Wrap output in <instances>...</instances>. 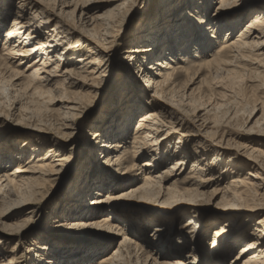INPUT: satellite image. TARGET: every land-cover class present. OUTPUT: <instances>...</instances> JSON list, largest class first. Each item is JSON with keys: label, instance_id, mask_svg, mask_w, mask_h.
I'll use <instances>...</instances> for the list:
<instances>
[{"label": "bare ground", "instance_id": "1", "mask_svg": "<svg viewBox=\"0 0 264 264\" xmlns=\"http://www.w3.org/2000/svg\"><path fill=\"white\" fill-rule=\"evenodd\" d=\"M51 1L52 5H49ZM137 1L17 0L18 4L12 6L8 2L2 4L0 0V75L5 81V85L0 86V97L9 100L17 91L34 99L46 98L48 104L58 107V112L64 117L80 109V105L85 104L83 101H88L98 92L102 78L111 67V49L107 45L113 41H107L110 38L108 26L113 25L121 12H128V6L135 9ZM211 1L160 0L155 18L137 17L142 23L136 25L144 23V26L126 36L128 46L123 58L130 64L140 63L137 66L139 70H127L130 74L123 76L115 89L113 109L108 110L99 128L97 124L92 126L95 131L91 133L89 143L95 141L98 144L92 151L103 161L93 159L90 164L94 179L99 180V183H93L90 195H98L104 188L102 186L115 191L121 185L113 182L114 178L129 179L137 171L128 182L132 186L118 195L89 202H86V191L80 186L66 190V205L74 208L76 215L80 216L73 221L74 226L86 227L84 225L96 216L91 207L100 205L96 207L97 211L106 208L109 216L96 219L92 222L94 227L104 230L110 238H122L111 255L101 258L99 264H116L122 250L128 255L132 251H141L129 237L133 224L120 226L114 223L116 216L112 217V213L119 210L116 206L120 202L137 200L146 202L144 206L151 208L150 217L162 225L166 221L179 220L181 213L189 217L185 231L187 236L179 235L178 242L172 245L176 252H167V247L171 245L161 241V247H154L152 253L142 250L140 259L143 264H264V112L256 119L258 111H264V92L258 95L260 98L257 97L261 108L257 110L255 107L246 122L252 123L243 131L248 136L247 143L239 146L237 142L232 146L233 139L230 143L229 139L228 142L220 139L215 143L208 137L211 134L203 131L211 124V115L224 105L219 102L228 94L220 91L215 96L218 102L199 104L195 89H191L194 79L200 78L199 71L189 76L186 68V64L200 54L204 60L197 67L205 70L206 75L214 76L213 79L247 77L253 88L264 91V0H218L213 12ZM183 7L184 12L178 13ZM236 14L230 20L224 18ZM244 21L246 23L241 30L231 38ZM43 26L46 29L50 26L46 37L39 33V28ZM3 28H6L5 33L1 31ZM220 40L219 49L212 53L213 44ZM23 65L24 70L21 69ZM137 76L144 81L143 89L148 96L145 101L143 91L140 97L136 95L139 90ZM182 88L184 90L180 91ZM141 100L146 105L138 110L140 115L129 132L127 127L133 114L128 108ZM236 118L237 112L229 111L227 124ZM255 119L256 122H253ZM103 125L104 128L101 127ZM216 126L214 123L213 127ZM100 128L101 131H98ZM165 143H173V146L168 145L160 154L159 150ZM190 145L192 148L188 152ZM219 148L226 153L227 162L223 163L220 158ZM120 149L122 152L118 155ZM38 152L40 156L29 158L26 163L19 161L12 166L11 172H5L0 166V195L7 196L6 199L3 196L1 204L6 205L5 211L11 209L9 214L1 213L0 227L3 232L17 228L18 224L6 226L1 220L23 214L29 204L28 199L37 194L43 184L50 183L60 174L66 159L64 150L51 146L46 150L41 147ZM208 153H213L209 162ZM141 158L146 160L137 165ZM167 161H172L171 167L162 170ZM189 162L190 172L183 177ZM219 162L226 170H220ZM100 169L107 174L106 177L96 175ZM243 170H247L246 174ZM226 171L228 175L223 174ZM227 176H230L229 181L221 186ZM113 185L117 187L113 188ZM209 185L218 187L211 190L210 198L218 200L216 206L206 213L210 216L208 224L216 228L208 239L205 254L201 255L200 247H189L187 242H191L194 235L193 229L189 230L191 225L195 229L207 225V221L201 224L196 218L205 213L201 206L207 201V193L203 190ZM0 236L4 237L1 233ZM239 245L236 255L230 258ZM46 249V245L37 246L33 255L42 259ZM66 250L59 249L55 253H58L55 256L63 257L57 264H65L63 260H68L64 258L67 253L77 255L75 250L67 253ZM89 257V252L78 251V256L72 257L75 260L72 264H89ZM7 259L0 264L13 263L12 255Z\"/></svg>", "mask_w": 264, "mask_h": 264}, {"label": "rangeland", "instance_id": "2", "mask_svg": "<svg viewBox=\"0 0 264 264\" xmlns=\"http://www.w3.org/2000/svg\"><path fill=\"white\" fill-rule=\"evenodd\" d=\"M2 1V4L8 2L12 6H16L18 4L16 3L17 0ZM217 1L218 0L211 1L212 12L217 6ZM159 3L160 0H139L137 1V7L135 9L132 10L133 7L128 6L127 10L129 11H124V13L121 12L122 14L120 13L119 17L117 16V18H115L113 21V25L108 26V34H110V38H107V41L110 39L113 41L107 45V48L111 49V67L108 69V73L102 78L103 80L99 85L100 89H98V92L95 94L96 96L94 95L93 98L89 99L88 101H83L82 103L85 102V104L80 105V109L77 111H71L64 117L58 112V107L50 106L48 104V100L46 98L34 99L26 95L24 92L20 93L14 91L12 97L9 100L0 97V166L4 167L5 172H11L12 166H15V164H17L19 161L26 163L29 158L33 159L37 156H40L38 150L41 149V147H44L46 150V148H51V146H54L60 148L62 151L64 150V153L66 154V159L62 163L63 165L60 168L59 176L54 178L50 183L43 184V186L37 190V194H33V196L28 199L29 204L25 207L24 213L20 215H12V217L7 220H1L6 226H14L18 224V227L13 230H4V232L0 227V233L6 238L5 240L4 237L0 236V240H4H2L3 242L0 243V263H2L3 260H8L7 258L12 255L14 258L12 264H57L63 257L55 256L58 254L55 253L59 249H67L66 253L75 250L74 254L77 255H72L70 253L65 254L64 258L68 259L63 260L65 264L74 263L75 260L72 257L78 256V251L89 252L90 257L87 259V261L89 260V264H99L101 258L111 255V253L117 248L119 241L122 238H110L108 235H106L104 230H98V227H94L92 223L96 221V219L102 220L104 217L109 216V213L106 211L107 209L105 208L103 211H97L96 207L100 205H94L91 207V209L93 208L92 213L96 214L93 221L86 223L84 225L86 227L77 228V226L73 225V221L80 216L76 215L77 211L75 212L73 210L74 208H68L69 205H66L65 202L68 200L66 190L68 188L71 189L76 185L77 187L80 186V189L86 191L88 195L86 202H89L92 199L118 195L120 192H124L132 186L131 184H128V182L130 181V178L134 177L133 175L136 174L137 171H135L129 179H117L114 178L117 176L110 175L112 178H114L112 181L116 184H120L121 187L113 185V188H117L114 189L115 191H112L110 190L111 187L102 186L104 188L98 193V195H90V191L94 189L93 183L96 181L94 179L95 177L93 176V173H91L92 170L90 164L92 163L93 159L94 161L98 162H102L103 159L92 151L94 146L98 144L94 143L95 141L91 143L89 142L91 141V133L95 131V129L92 130V126L96 124L97 126H100L102 122L105 121V115L108 110L113 109L112 105L115 102V89L122 80L123 76L128 77L130 74L127 70H139L137 68L139 67L138 64L140 63L130 64L125 58H123L125 56L124 54H126V47L128 46L127 37H129L131 31H138V27L144 26V23L140 24V26H137L139 22L142 23V21L136 18L140 17L145 19L147 16L155 18ZM49 5H52V1L49 2ZM184 7H186V5H184ZM184 7L179 10L178 13H183ZM140 10L143 12L141 11V13ZM236 16L237 14L229 17L225 16L224 18L226 20H230ZM9 20L10 18L8 21ZM35 22L38 24L36 20ZM244 23H246V21L242 22V24L237 29H235L234 34L231 35V38L236 36V34L243 27ZM49 28L50 26H48L47 29L43 26L39 28V33L46 37ZM4 30L6 31V28H3L1 31L5 33ZM111 36L115 37L113 38ZM221 42L222 40L213 44L212 53L219 49ZM1 47L2 45L0 43V56L2 55ZM197 56L198 57H194L188 64H186V68L190 72L189 76H192L199 71L198 75L200 78L198 80L194 79L195 83L191 86V89H195L196 101L199 104L204 105H207L208 103L213 104L216 101L218 102L215 96L220 94V91H223L226 95L228 94L227 98L226 96L224 97L226 99L222 98L221 102H219L220 105H224L211 115V124L203 132L210 133L211 135L208 137L214 139L215 143L220 139H223V142L229 139V143L233 140L236 142L233 143V141L230 143L232 146L237 144V142V145L239 146L240 144H246L248 136L243 131L247 130L246 127H250L252 124H246V122L250 116V113L255 107L257 110L261 108L259 105V98L261 96L259 97L258 95H261L264 91H258L253 88L251 86V82L247 81V77L239 78L226 76L223 77V79H213L212 77L214 76L206 75L205 70L203 71L197 67L199 63L204 60V56L200 54ZM21 69L24 70L25 65H23ZM137 77L139 79L137 82V87L139 88V90L138 88L137 90L139 92L137 91L136 95L140 97L143 91V100L145 101L147 100L148 96L146 91L143 89L144 81L142 77ZM4 82L5 81L0 75V86L5 85ZM16 90H19V88ZM183 90L184 88L180 89V91ZM143 100L132 103L128 108L129 112H131L130 114H133L131 124L127 127L129 132L133 129L137 117L140 115L138 110L144 108L146 105ZM229 111L235 113L237 112L238 118H236L237 120L227 124L226 115ZM263 112V110L258 111V117L256 119L262 116ZM256 119L253 122H256ZM98 122L101 123L99 124ZM214 123L217 125L216 127H213ZM104 126L105 125L101 127L104 128ZM98 131H101V128L98 129ZM203 132L202 134L204 135ZM172 139L175 141V138ZM128 142H130V139ZM168 145L172 147L173 143ZM168 145L165 143L163 146H161L159 150L161 152L160 154L163 153L162 150H164ZM222 145L225 144L223 143ZM190 147L191 145L188 146V152H190L192 148ZM121 152L122 150L120 149L118 155H121ZM30 153H32V155L29 156ZM218 153L220 158L223 160V163L227 162L228 158L222 148L218 151ZM210 154L212 155L213 153H208L207 162L210 161ZM144 160H146V158H141L139 162H136V164H140ZM7 161H10L8 165L6 164ZM237 162L240 161L237 160ZM223 163L219 162V168L221 171L224 169L226 170ZM171 164L172 161L165 162L162 166V170L170 168ZM190 165V162L187 163L183 177L189 174L191 169ZM100 167L105 171H109V169L106 167ZM102 169L99 171L97 170L96 173V175H99L101 178L107 176V174L102 173ZM246 172L247 170H243L244 174H246ZM223 174L228 175V172L226 171ZM229 179L230 176H227V178L222 182L221 186L225 185ZM95 183H99V180ZM107 183H109V181ZM84 184L86 185L85 188L83 187ZM104 185H106L105 182ZM215 187L216 185H209L203 190V192L207 193L205 194L207 201H205L206 203L204 206H201L205 213L201 217L197 216L196 218L201 224H204V222L207 221V225L205 227H203V225L199 226L198 229H195L191 225L189 228V230L193 229L192 231H194V235L192 234L193 236H191V242L187 239L189 241L187 244L189 247H193L194 245L200 247L202 252L201 255L205 254L208 239L210 238L212 231L216 228L214 226L212 227L211 224H208L210 216H207L209 212L214 210L216 206L215 204L218 201H212L210 199L212 195L211 190L218 189V187ZM3 196L4 199L7 198V196ZM3 196L0 195V216L1 213L9 214L11 212V209L10 211H5L7 208L6 205L1 204V199H3ZM14 198L15 197H11V199ZM145 204L146 202L138 200L137 202H120L119 205L116 206L119 208V210L117 209L118 211L112 213V217L116 216L114 221L115 224L120 226L126 225L128 223L133 224L130 230L131 236L129 237H132V240L137 243L139 250H141L136 253L132 251L129 255L125 254V251L122 250L121 258L116 260V264H143V260L140 259V253L142 250L146 253H152V249L154 247H161L159 245V242L161 241H165L171 245L168 247L166 246L168 249L167 252L175 253L176 249L173 248L172 245H175L176 242H178L179 235L183 237L187 236L185 231L186 225L189 223L188 215L181 213L178 216L179 220L174 222L166 221V223L162 225L161 223L157 222L154 217H150L151 215L148 213L151 212V208L147 209V207L144 206ZM73 212H75V214ZM153 235H155V237L158 236V238H154ZM99 244L103 245L101 246L102 248L96 247L99 246ZM42 245H46L47 248L42 255L43 258H35V255H33L35 248L37 246L41 247ZM240 246L241 245H239L233 251L230 258L236 255V252ZM106 247L107 249L103 252L102 249L104 250ZM10 249H12V251L9 253ZM91 253L93 254L91 255ZM195 257L197 261H199V256L196 255ZM86 263L88 264V262Z\"/></svg>", "mask_w": 264, "mask_h": 264}]
</instances>
